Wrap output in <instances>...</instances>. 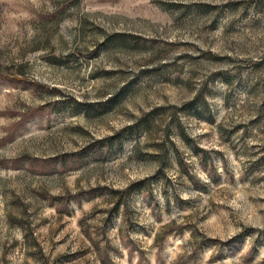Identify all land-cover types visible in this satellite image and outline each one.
Returning a JSON list of instances; mask_svg holds the SVG:
<instances>
[{
  "label": "rangeland",
  "instance_id": "374dc122",
  "mask_svg": "<svg viewBox=\"0 0 264 264\" xmlns=\"http://www.w3.org/2000/svg\"><path fill=\"white\" fill-rule=\"evenodd\" d=\"M0 264H264V0H0Z\"/></svg>",
  "mask_w": 264,
  "mask_h": 264
}]
</instances>
